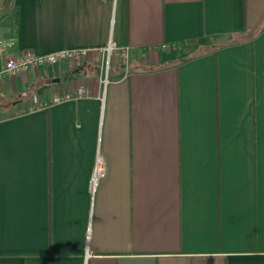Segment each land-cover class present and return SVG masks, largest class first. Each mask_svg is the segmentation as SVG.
<instances>
[{
	"label": "crops",
	"instance_id": "1",
	"mask_svg": "<svg viewBox=\"0 0 264 264\" xmlns=\"http://www.w3.org/2000/svg\"><path fill=\"white\" fill-rule=\"evenodd\" d=\"M12 2L0 264H264V0Z\"/></svg>",
	"mask_w": 264,
	"mask_h": 264
},
{
	"label": "built area",
	"instance_id": "2",
	"mask_svg": "<svg viewBox=\"0 0 264 264\" xmlns=\"http://www.w3.org/2000/svg\"><path fill=\"white\" fill-rule=\"evenodd\" d=\"M115 48L117 55L123 60L127 61L129 49L128 46L115 47L112 43H108L105 47V50L108 54L111 53ZM7 53V44L4 38L0 37V58H2V64L0 67V79L7 72H23L28 69L37 67L42 64H54L61 58H69L73 61H79L86 49L83 48H60L57 50H51L43 53H36L30 49H24L17 55H8ZM108 62V60H107ZM107 68V66H106ZM84 91L83 86H78L76 89V95H81ZM70 93H65L63 96L56 97L59 99L62 97H70ZM33 103L38 104V98L34 94L32 96ZM106 172V164L103 156L99 152L98 148L95 155V160L90 170L88 178V189L92 193L99 181L104 177Z\"/></svg>",
	"mask_w": 264,
	"mask_h": 264
},
{
	"label": "trees",
	"instance_id": "3",
	"mask_svg": "<svg viewBox=\"0 0 264 264\" xmlns=\"http://www.w3.org/2000/svg\"><path fill=\"white\" fill-rule=\"evenodd\" d=\"M13 0H10L8 9L4 16L0 19V25H11L14 24L15 15H14V5Z\"/></svg>",
	"mask_w": 264,
	"mask_h": 264
},
{
	"label": "water",
	"instance_id": "4",
	"mask_svg": "<svg viewBox=\"0 0 264 264\" xmlns=\"http://www.w3.org/2000/svg\"><path fill=\"white\" fill-rule=\"evenodd\" d=\"M10 0H6L4 6L0 9V19L4 16V14L6 13L7 9H8V5H9Z\"/></svg>",
	"mask_w": 264,
	"mask_h": 264
}]
</instances>
